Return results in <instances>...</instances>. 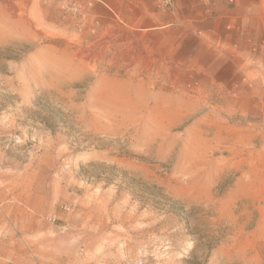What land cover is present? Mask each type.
<instances>
[{"label": "rangeland", "instance_id": "obj_1", "mask_svg": "<svg viewBox=\"0 0 264 264\" xmlns=\"http://www.w3.org/2000/svg\"><path fill=\"white\" fill-rule=\"evenodd\" d=\"M242 1L0 0V178L75 264H264V0Z\"/></svg>", "mask_w": 264, "mask_h": 264}, {"label": "crops", "instance_id": "obj_2", "mask_svg": "<svg viewBox=\"0 0 264 264\" xmlns=\"http://www.w3.org/2000/svg\"><path fill=\"white\" fill-rule=\"evenodd\" d=\"M227 1L248 5L242 0ZM35 199L27 184L0 178V264H75L71 237L63 236L56 220L48 219L55 217H43Z\"/></svg>", "mask_w": 264, "mask_h": 264}, {"label": "built area", "instance_id": "obj_3", "mask_svg": "<svg viewBox=\"0 0 264 264\" xmlns=\"http://www.w3.org/2000/svg\"><path fill=\"white\" fill-rule=\"evenodd\" d=\"M165 2H166V3H170L171 0H165ZM48 219H49L50 221H52V222H54V220H55V219H53V218H48Z\"/></svg>", "mask_w": 264, "mask_h": 264}]
</instances>
